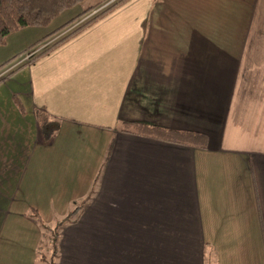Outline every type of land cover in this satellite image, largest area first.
I'll return each instance as SVG.
<instances>
[{"label": "crops", "instance_id": "obj_1", "mask_svg": "<svg viewBox=\"0 0 264 264\" xmlns=\"http://www.w3.org/2000/svg\"><path fill=\"white\" fill-rule=\"evenodd\" d=\"M23 62L0 82V250L40 260L76 218L106 264H264V0H126Z\"/></svg>", "mask_w": 264, "mask_h": 264}, {"label": "rangeland", "instance_id": "obj_2", "mask_svg": "<svg viewBox=\"0 0 264 264\" xmlns=\"http://www.w3.org/2000/svg\"><path fill=\"white\" fill-rule=\"evenodd\" d=\"M109 1L85 0L72 9L62 12L45 28L27 27L12 33L7 38L6 44L0 46V82L9 76L7 75L9 73L8 70L13 68L12 66L15 63L18 61H24L23 63L29 62L31 58L51 45L54 40L61 37L67 31L69 32V28L85 16L80 17L87 8L94 6V10H96L104 4H106L107 8L119 0L108 5ZM77 16L78 19L74 23L62 31L52 34L66 22ZM48 35L50 36L47 37ZM35 43L37 44L34 45ZM14 56H17V58L13 59L8 65H3L4 62L11 60ZM71 208L74 209L73 207ZM98 211H94L93 215H97ZM63 224L65 227H60V225L54 227V224L52 228L47 229V241L44 244L40 243V249L36 251L41 261L33 259L34 254L31 253L30 249L26 248V241L22 236L16 237L14 242H12L16 247L7 250H5L4 246L1 248L0 260L6 264H106V245L104 247L106 227L94 225V222H90L91 226H85L84 221H77L76 218L63 222ZM13 230L16 231L12 227L11 231ZM53 237L56 239V252L53 250Z\"/></svg>", "mask_w": 264, "mask_h": 264}, {"label": "trees", "instance_id": "obj_3", "mask_svg": "<svg viewBox=\"0 0 264 264\" xmlns=\"http://www.w3.org/2000/svg\"><path fill=\"white\" fill-rule=\"evenodd\" d=\"M84 1L85 0H0V46H4L6 44L7 38L12 33L27 27L45 28L49 26L52 21H54L62 12L72 9L73 7L83 3ZM124 1L126 0H119L115 4H112L111 6L103 9L101 12H98L90 19L77 26H74L69 30V32L67 31L61 37L54 40V42H52L51 45H49L41 53L31 58L28 63L33 62L41 55L51 50L53 47L66 40L80 29L88 26L94 20H96L106 12L112 10ZM93 9L94 6L89 7L81 14V16H79L82 17L87 13H90V11ZM77 19L78 16L66 22L52 34L62 31L63 29L74 23ZM50 35H48L47 37H49ZM36 44L37 43H35L34 45ZM16 58L17 56H14L11 60L4 62L3 65H8L11 61H13V59ZM15 102L18 105L20 112L23 113V109L18 101L16 100ZM35 119L40 135L44 138H49L53 132V128L52 123L49 121L47 115H45L41 111H36ZM121 130L125 133L148 136L184 146L204 148L206 144L205 135L192 131L182 132L174 130H164L156 126H148L146 124L137 122H124L121 125ZM54 238L55 237H53V250L54 252H56V239Z\"/></svg>", "mask_w": 264, "mask_h": 264}, {"label": "built area", "instance_id": "obj_4", "mask_svg": "<svg viewBox=\"0 0 264 264\" xmlns=\"http://www.w3.org/2000/svg\"><path fill=\"white\" fill-rule=\"evenodd\" d=\"M115 1H116V0H110V1L108 2V5L111 4V3H113V2H115ZM105 8H106V4H104L102 7H99V8L96 9V10H94V9L91 10L90 13H89L88 15H85L84 17H82V18L78 21V23L75 24V26H77V25L83 23L84 21L90 19L91 17H93L94 15H96L98 12H100L101 10H103V9H105Z\"/></svg>", "mask_w": 264, "mask_h": 264}]
</instances>
